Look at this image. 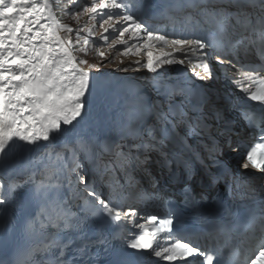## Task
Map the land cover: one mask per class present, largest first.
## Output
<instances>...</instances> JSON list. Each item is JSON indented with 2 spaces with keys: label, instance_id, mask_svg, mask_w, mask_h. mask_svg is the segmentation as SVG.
<instances>
[{
  "label": "snow or ice",
  "instance_id": "6c2138e0",
  "mask_svg": "<svg viewBox=\"0 0 264 264\" xmlns=\"http://www.w3.org/2000/svg\"><path fill=\"white\" fill-rule=\"evenodd\" d=\"M117 59L118 71L158 73L152 88L167 102L135 90L118 139L83 124L106 87L92 70ZM174 65L203 83L167 76ZM241 123L254 143L239 166L264 174V0H0V264H144L143 253L152 264H264V196L237 205L253 200L242 186L256 190L233 177L227 198L203 208L189 183L197 164L227 175L221 157L240 146ZM153 167L184 182L206 231L182 233L171 202L136 180ZM151 203L167 211L140 207Z\"/></svg>",
  "mask_w": 264,
  "mask_h": 264
},
{
  "label": "bare ground",
  "instance_id": "6f19581e",
  "mask_svg": "<svg viewBox=\"0 0 264 264\" xmlns=\"http://www.w3.org/2000/svg\"><path fill=\"white\" fill-rule=\"evenodd\" d=\"M153 2H161V0H153ZM134 59V58H133ZM167 67V66H166ZM187 67V66H186ZM181 69L180 65H174L171 67H168L166 75L173 77V78H180V79H184L181 75H179L178 72H176V70ZM164 71L163 69L158 70V72H162ZM99 72V70H98ZM136 72V73H135ZM134 73L136 74L137 77H139L141 74L144 75V77H141L142 80H152L153 77L157 76L158 73H149L147 70L146 71H135ZM180 73H182L183 75L187 76V77H191V71L189 70V68L187 67V69H182L180 70ZM91 75L96 78L100 83H102V78H103V74L101 73V71L99 73L96 72H91ZM132 76V73H125L124 75H119L118 78H124L128 79ZM174 82V81H172ZM101 95H102V91L98 94L93 106H92V110L90 112V114L84 118L83 124L84 126L88 127H92L94 129H96L99 133L102 134V132H107L108 130L106 129V122L107 120L111 117L112 113H114V111L109 108L106 107V104H108L111 100H112V96L109 95L108 97L105 98L104 101H101ZM162 99H164L162 97ZM165 105H167V102L165 103ZM202 171V170H201ZM147 176L151 181H153V178H157L158 177V173H156V167H153L152 169V175L149 176L148 174L145 173H137L136 174V180L143 186L144 184L141 183V180L145 181V179L143 178V176ZM159 179H162L161 176L159 177ZM147 182V180H146ZM147 189V187L145 188ZM159 190H161V188L158 187ZM157 203H151L149 205H147L146 207L142 205V210L146 211L147 208L149 206H154Z\"/></svg>",
  "mask_w": 264,
  "mask_h": 264
},
{
  "label": "rangeland",
  "instance_id": "374dc122",
  "mask_svg": "<svg viewBox=\"0 0 264 264\" xmlns=\"http://www.w3.org/2000/svg\"><path fill=\"white\" fill-rule=\"evenodd\" d=\"M57 1H58V3L60 2V0H57ZM82 2H83V0H82ZM60 6L61 7L63 6L62 3L60 4ZM60 14H58L59 17H60ZM61 17H62V19H63L64 22H67L68 25H70V26H72L74 28L76 27V22L74 20H72L68 16H65V15H62V14H61ZM86 19H87V17H82L81 20H80V23L83 24ZM101 31L102 30H97L94 37L99 39V36H100L99 34H100ZM83 35H84V33H81V36H83ZM102 50L103 51H106V52L109 51L107 48H104ZM77 55H80V54L77 53ZM112 55L115 56V52L114 51L112 52ZM94 56H95V52L90 49V55L87 57V59H89L90 62H94L93 59H92ZM128 59H133V58L130 57ZM128 59H125V63H128ZM118 65H119V59H117L116 63H113V64H109V63H107V61H105V66L100 67L99 69H93L92 71L93 72H96V73H99L100 71H110V72H112V71H118L117 70ZM119 66H122V65H119ZM184 68L187 69L186 66H183V67L181 66V69L176 70V72H178L179 75H181L183 78H185V75H183L182 73H180V70H182ZM141 69L144 70L143 68H141ZM98 70H99V72H98ZM133 72H135V71H133ZM124 74L125 73H123L121 75H124ZM139 77L140 78L141 77H144V75L141 74Z\"/></svg>",
  "mask_w": 264,
  "mask_h": 264
}]
</instances>
